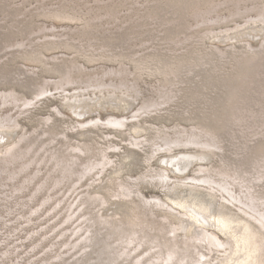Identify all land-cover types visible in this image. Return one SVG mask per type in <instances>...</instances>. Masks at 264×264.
<instances>
[{"label":"rangeland","instance_id":"1","mask_svg":"<svg viewBox=\"0 0 264 264\" xmlns=\"http://www.w3.org/2000/svg\"><path fill=\"white\" fill-rule=\"evenodd\" d=\"M256 234L264 0H0V264H235Z\"/></svg>","mask_w":264,"mask_h":264},{"label":"bare ground","instance_id":"2","mask_svg":"<svg viewBox=\"0 0 264 264\" xmlns=\"http://www.w3.org/2000/svg\"><path fill=\"white\" fill-rule=\"evenodd\" d=\"M235 34H237V33H235ZM234 34V35H235ZM237 36H239L238 34H237ZM229 38V37H228ZM227 38V39H228ZM231 39V38H230ZM220 40V39H219ZM233 40V39H232ZM84 105V104H83ZM86 106V105H85ZM73 107V106H72ZM89 113V112H88ZM109 127V126H108ZM111 127V126H110ZM177 154H179V153H177ZM182 154V153H181ZM180 155V154H179ZM186 155V154H185ZM191 155H193V154H191ZM195 155V154H194ZM172 156V155H171ZM170 156V157H171ZM186 156H190L189 154L188 155H186ZM200 156V155H199ZM201 156H203L202 157V159L204 158V155L202 154ZM201 156H200V158H201ZM175 157V156H174ZM206 157V156H205ZM207 158V157H206ZM184 159V158H183ZM188 160H190V159H188ZM163 162V161H162ZM164 162H165V160H164ZM191 162V161H190ZM175 164V163H174ZM173 170V169H172ZM175 170V169H174ZM173 170V171H174ZM176 171V170H175ZM174 171V172H175ZM180 173V172H179ZM185 173V172H184ZM177 175V174H176ZM186 181V180H185ZM188 181H190V179L188 180ZM215 199H216V197H215ZM215 199L214 198H209V199H207L206 201H208V205L206 206V207H203L204 206V204L201 202L202 200H197L196 201V203H198V206L197 205H195V203H193L194 201H192L191 202V200H190V202H191V204H188V206H187V209H189L191 212H192V215H190V216H188V214H187V217H189L188 219H190L192 222H194L196 225H197V227H198V222H200V223H206L207 221V218H209V216L211 215V214H213L214 213V211H215ZM167 206H169V210H171V211H173V212H175L176 210V207L175 206H170V204L168 203V204H166ZM183 210H185L184 208H183ZM198 221V222H197ZM190 225V224H189ZM248 230H249V228H247ZM242 231V230H241ZM196 234L197 235H200L199 234V231L198 230H196ZM254 239H255V243H257V246L254 248L253 247V249H252V251H250V253L249 252H245L244 250H239L235 255H234V257H233V259H234V263L235 264H249L250 263V261L251 260H253L254 261V263L256 262V259H257V257H260L261 258V254H260V251L262 250V248H263V251H264V238L262 237V236H260L259 234H256V235H254ZM249 241V240H248ZM259 242H261L260 244H259ZM251 243H252V241H251ZM260 245V246H259ZM253 246V245H252ZM262 247V248H261ZM261 249V250H260ZM262 251V252H263ZM233 252V251H232ZM261 252V253H262ZM264 254V253H263ZM262 254V255H263ZM264 258V257H263ZM264 260V259H263ZM256 264V263H255Z\"/></svg>","mask_w":264,"mask_h":264}]
</instances>
